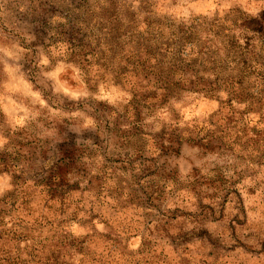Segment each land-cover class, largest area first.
I'll list each match as a JSON object with an SVG mask.
<instances>
[{"label": "rangeland", "instance_id": "374dc122", "mask_svg": "<svg viewBox=\"0 0 264 264\" xmlns=\"http://www.w3.org/2000/svg\"><path fill=\"white\" fill-rule=\"evenodd\" d=\"M184 2L8 0V15L0 14V34L11 33L19 40L20 48L27 50L18 61L21 65L19 73H12L16 76V91L6 102L0 95V123L7 120L9 105H20L21 100L33 98L32 94L44 99L45 94L51 92L52 81L41 74V68L51 73L56 84L64 88L65 98L78 92L81 85L93 93L95 99L87 109L83 105L81 109L101 121L96 129L79 133L73 130L75 121L58 117L44 125L46 128L55 126L54 138L41 140L35 133L20 129L14 140L9 141L12 151L0 149V163H8L0 168V232L14 228L20 230L22 236L13 240V246L21 257L27 246L37 251L47 250L62 239L69 242V234L58 231L64 224L65 214L71 208L75 221L77 210H83L80 205L85 193H92L97 198L104 194V176L96 173L88 178L87 169L77 165L87 151L83 144L77 145L78 136L90 139L97 148L105 147L100 141L110 139L121 149L135 151L134 159L141 162L142 169L139 178L135 179L136 186L130 188L127 204L123 206L129 210L131 205H136L142 210L147 208L160 212L163 191L159 181L175 182V173L158 165L156 156H145V150L161 156L179 157L180 148L184 147L199 157L200 153L193 152V149L199 148L204 155L216 152L224 155L239 148L244 153H255L241 159H248L257 168L264 164V56L254 54L252 45L253 38H260V46L264 48V23L255 18L244 21L254 36L241 44L234 34L229 36L225 32L226 25L217 27L215 17L213 22H209L205 12L186 10ZM207 2L187 0L189 4ZM154 5H158V9ZM185 11L188 23L182 15ZM261 18L264 20V13H261ZM202 23L217 38L223 36L220 40L223 55L220 48L200 42L198 26ZM29 36L33 39L27 40ZM41 59L48 63L40 64ZM177 90L196 97L193 101L195 110L186 108V115L197 120L199 113L204 119L186 129V135L173 130L167 136V143L161 142L165 138L162 135L165 130L162 129L152 137L154 143L149 144L145 140L148 133L141 127L144 109L154 106L158 100L166 102V95ZM219 92L223 93L222 97L217 95ZM70 104L68 101L65 110ZM16 118L23 122L19 114ZM124 156L127 157L128 153L125 152ZM49 160L54 163L43 169L42 162ZM21 161H27L28 167L6 177L5 174ZM37 161H41L39 166ZM133 162L129 159L125 163L117 155L108 158L105 167L126 172ZM220 167L210 168L209 171L215 175L206 176L193 166L190 184L181 185L178 192L185 200L197 197L201 215L211 213L215 217L219 211L220 215L212 220V224H216L217 219L223 220L231 210L233 214L227 220V229L234 243H224L223 238L217 235L220 229L209 226L177 232L170 237L171 244L178 247L194 240H206L210 245L208 255H215L216 260L230 258L238 250L246 256L259 258L264 255V241L259 247H254L247 242L252 233L239 238L247 221L241 218V209L233 205L231 199L244 200L245 194L234 185L247 178L243 172L248 170L244 169L229 185ZM70 173L84 176L87 183L79 179H72L70 183ZM253 174L249 172L248 176ZM6 178L11 187L4 191ZM205 187L213 191L204 193L203 199L198 198L199 190ZM113 191L119 192V188ZM113 191L108 192L109 200L113 199ZM256 191L257 188H247L249 195ZM217 197V203H206ZM22 206L27 214L24 220L19 221L15 215L19 217ZM150 215V212L143 213L147 224L152 222L148 219ZM193 215L187 208L176 207L169 210V220L165 223ZM97 216L94 213L91 219ZM75 227L83 225L75 224ZM105 227L109 226L106 224ZM115 231L114 227H109V231L102 233L100 245H119L122 241L119 233L113 235ZM124 242L126 247L137 252H141V245L151 243L136 234L126 235Z\"/></svg>", "mask_w": 264, "mask_h": 264}, {"label": "clouds", "instance_id": "9594fccd", "mask_svg": "<svg viewBox=\"0 0 264 264\" xmlns=\"http://www.w3.org/2000/svg\"><path fill=\"white\" fill-rule=\"evenodd\" d=\"M183 6L186 10L205 12L209 22H213L215 17L214 24L217 27L226 25L225 32L229 36L234 34L241 44L248 37L254 36L247 29L244 21L255 18L264 23L261 18V13H264V0H215V2L208 0L205 4H189L185 0ZM154 7L158 9V5H154ZM0 14L8 15V0H0ZM182 15L185 16L186 23L190 22L187 20V11ZM193 15H195V11H193ZM198 34L200 42H208L212 47L220 48V54L223 55V45L220 43L223 36L217 38L211 31L205 29L203 23L198 26ZM0 35L3 37L0 39V95L6 102L8 97L16 91V76L12 73H19L21 65L18 61L22 59L23 53L27 49L20 48L19 40L11 33ZM26 39L31 40L33 37L29 36ZM252 45L254 54L260 53L261 56H264V48L260 46V38H253ZM39 63L47 64L48 61L41 59ZM41 74L47 80L52 81L50 85L51 92L45 94L44 99H41L38 94H32L33 98L21 100L20 105L14 107L9 105L7 120L0 123V149L12 151L9 141L14 140L16 132L20 129L35 133L41 140L54 138L56 135L55 126L50 125L46 128L44 125L45 122L53 121L58 117H67L68 120L75 121L73 130L79 133L96 129L101 125V121L95 119L90 112L81 109V105L84 106V109H87L90 102L95 99L93 93H90L87 88L81 85L78 92L67 95L65 98L63 95L64 88L56 84L52 74L44 72L43 68H41ZM40 91H43V89ZM217 95L222 97L223 93L219 92ZM195 99V96L177 90L166 95V102L158 100L154 106L144 109L141 127L148 133L145 140L149 144L154 143L152 137L161 133L162 129L165 130L162 133L165 137L161 141L162 143H167V136L172 134L173 130L186 135V129H190L194 123H200L204 119L203 116L197 113L199 118L193 120L185 113L186 108L195 110V104L193 103ZM68 101H71V104L65 110ZM21 105H26V107ZM18 114L23 117V122L16 118ZM157 140H160L159 136H157ZM76 142L77 145L83 144L87 147V151L77 161V165L87 169L88 178L96 173L103 175L105 184L104 194L100 195L99 198L92 193H85L83 202L80 205L83 210H77L78 215H76L75 221L72 219L71 208L65 214L64 224L58 231L69 234V239L79 238L84 240L82 254L77 253L76 249L65 251L63 259L68 261V264H205V262L207 264H264V255L259 258H252L240 253L238 250L230 258L216 260L215 255L211 257L208 255L210 245L206 240L203 242L194 240L191 243L174 247L170 239L177 232H190L192 229L199 230L211 226L220 229L217 235L223 238L224 243H234L227 229V220L233 214L231 210L223 220L217 219L216 224H212V220L220 215L219 211L216 212L215 217L211 213L207 216L201 215L196 204L197 197H189L185 200L183 194L178 192L181 185L190 184L193 166L199 168L202 175L213 176L215 173L209 171V169L219 165L223 175L228 179L229 185L237 179V175L242 173L244 169L248 170L243 172L247 178L242 183L234 185L245 194L244 200L240 201L235 197L231 199L232 204L241 209V218H246L247 221L244 229L240 230L239 238L243 239L245 233H252L247 242L254 247L260 246V242L264 241V164L257 168V165L250 163L248 159H241L242 156L247 157L249 154L254 156L255 153H244L241 149L236 148L233 152H226L224 155H220L219 152L204 155L199 148H196L193 149V152L200 153V156L197 157L181 147L179 157L175 155L166 157L154 151L145 150V156H156L158 165L175 173L174 183L172 180L166 179L159 181L163 195L159 202L161 211L156 212L154 209L145 208L142 210L136 205H131V210L123 207L127 204L130 188L136 186L135 179L139 178L142 169L141 162L134 159L136 153L133 149H121L110 139L100 141L105 145L101 148H97L90 139H83L80 136L77 137ZM125 152L128 153L127 157L124 156ZM117 155L125 163L129 159L134 161L126 172L120 171L119 168L113 170V167H105L108 164V158ZM36 163L39 166L41 161ZM53 163L50 160L43 161V169H48ZM2 167L3 165H0V168ZM27 167L28 162L21 161L17 167L11 168L5 176L8 177L12 172ZM249 172L254 174L248 176ZM25 175H28V173L26 172ZM69 176L70 183L72 179H79L82 183H87L84 176H74L72 173ZM121 177H123V180H121ZM9 187L11 185L8 184L6 178L3 190L6 191ZM248 187L257 188L255 194H247ZM118 188L119 192L113 191V189ZM109 191H113V199L111 200L108 199ZM211 191L213 189L207 187L199 190L198 198L203 199L204 193ZM173 193H176V195L173 196ZM218 201L219 197L214 201H206V203H217ZM176 207L187 208L194 215L191 217H178L175 221L165 223L169 220V210ZM145 212L152 213L148 217L152 221L151 224H147L144 219L143 213ZM94 213H97L98 216L96 219H91ZM75 224L83 225V227H75ZM106 224L116 229L113 235L119 233V238L122 241L115 246V250L113 245L105 244L101 246L99 243L101 234L109 231V227H105ZM133 234L141 236L146 242L150 241L151 243L147 246L141 245V252L126 247L124 237ZM109 252L112 255H109Z\"/></svg>", "mask_w": 264, "mask_h": 264}, {"label": "trees", "instance_id": "16d2710c", "mask_svg": "<svg viewBox=\"0 0 264 264\" xmlns=\"http://www.w3.org/2000/svg\"><path fill=\"white\" fill-rule=\"evenodd\" d=\"M7 164L8 163H0V165L3 166H7ZM20 209L21 213L19 217L15 215V218L22 221L25 219L24 216L27 213L23 206ZM21 236L20 230L17 228L0 232V262L2 264H68V261L63 259L65 251L73 246L77 252L81 250L80 254H82L84 245V240L82 239L75 238L71 239L69 242L62 239L57 245L49 246L47 250L39 249L36 251V249L27 246L24 249V256L21 257L18 252H15L16 247L13 246V240L15 241ZM101 237H103V235H101ZM111 245L114 246L115 250L116 245ZM18 250L19 248L17 251Z\"/></svg>", "mask_w": 264, "mask_h": 264}]
</instances>
